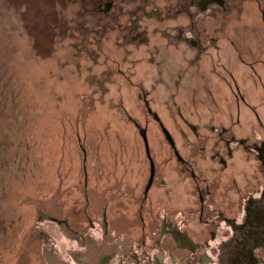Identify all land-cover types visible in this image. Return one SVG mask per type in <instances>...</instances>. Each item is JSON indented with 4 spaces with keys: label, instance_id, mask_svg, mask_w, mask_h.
<instances>
[{
    "label": "rangeland",
    "instance_id": "1",
    "mask_svg": "<svg viewBox=\"0 0 264 264\" xmlns=\"http://www.w3.org/2000/svg\"><path fill=\"white\" fill-rule=\"evenodd\" d=\"M197 1L0 0V264H25L85 193V166L103 200L119 155L144 153L138 125L151 144L155 116L180 137L179 109L228 125L236 84L259 104L264 0Z\"/></svg>",
    "mask_w": 264,
    "mask_h": 264
},
{
    "label": "flooded vegetation",
    "instance_id": "2",
    "mask_svg": "<svg viewBox=\"0 0 264 264\" xmlns=\"http://www.w3.org/2000/svg\"><path fill=\"white\" fill-rule=\"evenodd\" d=\"M233 93L246 105L225 109L228 125L179 109L180 137L155 116L164 135L156 144L138 125L144 153L119 155L98 210L85 166L83 212L90 229L98 221L97 243L84 237L85 264H264V91L258 105L238 84Z\"/></svg>",
    "mask_w": 264,
    "mask_h": 264
},
{
    "label": "water",
    "instance_id": "3",
    "mask_svg": "<svg viewBox=\"0 0 264 264\" xmlns=\"http://www.w3.org/2000/svg\"><path fill=\"white\" fill-rule=\"evenodd\" d=\"M142 135L147 140L144 131ZM89 198L92 203L90 207L98 210L100 202ZM92 218L96 224L94 229H90L91 226L85 219L80 198L25 264H85L84 237H90L97 243L98 221L94 216ZM90 264L97 263L92 261Z\"/></svg>",
    "mask_w": 264,
    "mask_h": 264
}]
</instances>
